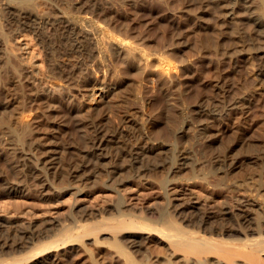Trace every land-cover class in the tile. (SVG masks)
I'll return each instance as SVG.
<instances>
[{
    "label": "rangeland",
    "instance_id": "374dc122",
    "mask_svg": "<svg viewBox=\"0 0 264 264\" xmlns=\"http://www.w3.org/2000/svg\"><path fill=\"white\" fill-rule=\"evenodd\" d=\"M12 1L0 0V260L53 245L19 264H129L116 242L140 264H181L150 231L82 224L156 226L173 209L188 227L206 213L264 224V24L229 22L230 0ZM245 2L264 21V0Z\"/></svg>",
    "mask_w": 264,
    "mask_h": 264
},
{
    "label": "bare ground",
    "instance_id": "6f19581e",
    "mask_svg": "<svg viewBox=\"0 0 264 264\" xmlns=\"http://www.w3.org/2000/svg\"><path fill=\"white\" fill-rule=\"evenodd\" d=\"M215 1H217V0H215ZM230 1L229 2L231 3V5H229V7H228L227 14H226V12L225 13L223 12V14L226 16V18L228 19L229 22H231V23H237V22L242 23L241 21L243 19H246V20H251L254 23V25L257 27H261L264 24L263 18L260 16L261 14L259 15L260 12L259 13L254 12L250 8L249 3L247 4L245 2L246 0H230ZM25 2H28V0ZM20 7L21 6H19V9H20ZM27 9L28 8H26V10ZM240 12H245V14L243 15ZM17 13H18V11H17ZM28 14H25L22 16L25 18L24 20H26V21H30L29 20L30 15H28ZM37 16L38 15H36V17ZM47 16H48V14H47ZM33 19H34V17H33ZM34 20H32V21H34ZM39 20L37 19V21H39ZM34 23H36V22H34ZM61 27H62V25H61ZM65 28H66L65 31H67V32H68V29L72 30V33H74L75 35L72 34L71 31H69V32L72 35L76 36V39H79L80 35L82 34V33L79 34L78 29H77L78 31L76 30L77 27L71 26L70 24H66ZM55 31H56V29H55ZM233 31H234V29H233ZM249 32H251V31H249ZM65 34H67V33H65ZM80 39H81V37H80ZM79 40H77V41H79ZM81 41L82 40H80V42ZM68 45H69V43H68ZM86 49H88V48H86ZM74 59H76V58H74ZM202 110H204V108H202ZM219 110L220 109L217 107L213 108V109L210 108V109H208V112H210V114L213 115L215 113L217 114L219 112ZM205 111H206V109H205ZM220 112H221V110H220ZM204 114H205V112H204ZM210 114H208V115H210ZM212 115H210V116H212ZM259 127L260 126L258 125L257 129ZM95 130H97V129H95ZM109 135H110V133H109ZM115 136L116 135H114V137ZM110 138H111V136H110ZM106 139H107V136H103L100 139H99V137H97V139L94 140L95 141L94 145L96 144L95 148L101 149V145H102L104 140L106 141ZM118 146H119L121 152L122 151L125 152V151H127L126 149H128L124 145L122 146V144H119ZM129 149H128V152H129ZM129 153H127V154H129ZM260 165H262V164H260ZM261 168H258V169H261ZM256 171H260V170H256ZM199 206L194 205V207H196V208ZM227 207H228V205L226 207H224V212L230 213V211H228V209L230 207L229 208H227ZM225 208H227V211ZM179 210L180 209H177V210L173 209V211L169 210V211H171L169 213L167 211H165V213L162 212L163 214L161 216V220H159V222H160L159 225L158 224H157L158 226L156 225L157 227L154 225L148 226V224H146L143 221L138 222V221H136L137 219L134 220L133 218H129V216H127V217L124 215L121 216V214H120L121 217L113 218L115 220L111 221V222L110 221L103 222L102 220L98 219L101 222L96 220V221H92V223H83L82 224L83 226L82 225L81 226L83 227V229H82L84 231L83 234L97 233L98 231H100L102 229H104L105 231L107 230L108 232L110 231L111 234L114 236H116L119 233H125V232L135 233V232H139V231L140 232L141 231L142 232L143 231H148V232L150 231L149 234L156 237L158 239V241L161 243V245H159L157 247V248H159V251L164 252V250L166 251L168 249V250H170L169 252L171 254H174V255L178 254V256L180 254L181 262H182L181 264H264V257H263V254H264V224L259 222L260 220L258 221L257 220L258 218L256 219L254 217L256 219L255 220L248 213L241 212V213H237L238 217H236V218H238L239 220L234 217L236 219L235 220L231 216L232 214L231 215L229 214L230 218L228 219V221H226V222L222 221L221 222L220 220H218V222L213 221V223H212V221H210V220H209L210 222L208 221L209 218H208V215L206 213V214H203L201 216L196 215L195 216L196 219L191 220V222H187L188 225H191L188 227V226L182 224V222H179L176 218H174L176 213H179L178 212ZM231 212H232V209H231ZM185 213H186V211H185ZM179 214H177V215H179ZM233 216H236V214ZM176 217H178V216H176ZM209 217H210V215H209ZM180 218H182V217H180ZM184 218H185V216H184ZM105 219H107V218H104L103 220H105ZM222 220H224V219H222ZM240 226H241V228H240ZM76 234H77V232H76ZM78 234H82V232L81 233L78 232ZM78 234H77V237L79 236ZM75 238L76 237H74V238L72 237V239H70V240H76ZM78 239H80V236ZM130 239H129V241L131 242L130 243L131 246H137V245L140 246L141 245V243L138 240H135V239L130 240ZM63 241H65V240H62L61 242H63ZM56 244H58V243H56ZM114 244L117 246L118 251L126 257V260L129 262V264H140L138 261H136L134 259V257L132 256V253H130V251L127 250V247H126L127 245H122V244L116 243V242H114ZM52 246L53 245H48L44 248H41L40 250L33 251V249H30V250H27L26 252H24L22 254H18V255L14 254V256H12L8 259L5 258L3 260H0V264H19L25 260L30 259L32 256L38 254L40 251H42L46 248H50ZM164 255H166V254L164 253ZM169 258H170V255H169ZM171 258L169 259L170 264H176V262L178 260L175 261L176 259L172 260L173 258L172 259ZM167 264H168V262H167Z\"/></svg>",
    "mask_w": 264,
    "mask_h": 264
}]
</instances>
